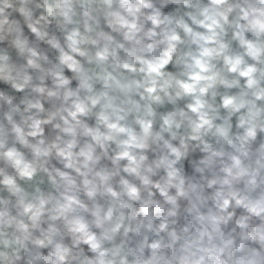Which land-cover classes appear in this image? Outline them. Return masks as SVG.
I'll use <instances>...</instances> for the list:
<instances>
[{
    "label": "clouds",
    "instance_id": "9594fccd",
    "mask_svg": "<svg viewBox=\"0 0 264 264\" xmlns=\"http://www.w3.org/2000/svg\"><path fill=\"white\" fill-rule=\"evenodd\" d=\"M0 264H264V0H0Z\"/></svg>",
    "mask_w": 264,
    "mask_h": 264
}]
</instances>
